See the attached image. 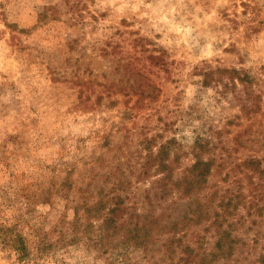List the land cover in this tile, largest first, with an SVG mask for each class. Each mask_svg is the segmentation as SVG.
Wrapping results in <instances>:
<instances>
[{"label": "rangeland", "instance_id": "rangeland-1", "mask_svg": "<svg viewBox=\"0 0 264 264\" xmlns=\"http://www.w3.org/2000/svg\"><path fill=\"white\" fill-rule=\"evenodd\" d=\"M61 2L0 0V224L29 248L0 242V264H193L188 246L264 264V0H85L39 20ZM196 153L211 172L185 195ZM117 197L108 236L89 208Z\"/></svg>", "mask_w": 264, "mask_h": 264}, {"label": "trees", "instance_id": "trees-1", "mask_svg": "<svg viewBox=\"0 0 264 264\" xmlns=\"http://www.w3.org/2000/svg\"><path fill=\"white\" fill-rule=\"evenodd\" d=\"M85 6H87L85 0H62V2L59 4L45 5L43 7V10L39 13V20L42 21L44 18L49 16L50 12H54L57 10L60 11L62 8H66L67 11L74 14L75 19H78L83 11L82 8ZM222 71L226 73H232L233 75L235 74L234 76H236V78H238L241 82H253V79L249 74L245 73L244 75H242L241 71L237 68H224L222 69ZM234 76H232L233 80ZM250 98L253 100V104L257 106L259 96L254 97L251 95ZM168 156V153L163 149H160L155 154V156H153L154 162L158 163V169L164 171L169 166L167 161ZM195 156L196 160L190 168L189 174L180 179L178 183V186H182L181 192L185 195H191L195 191H199L202 188V185L207 181V178L211 172L212 161L210 159H205L199 153H196ZM252 161L255 162L257 160L253 159L251 160V162ZM254 162L252 164L256 165ZM258 162L260 161L258 160ZM166 172L167 173L165 175V178L170 176L169 171ZM199 202L200 201L198 200V204L195 205V209L192 210L195 215L193 219L195 223H200L204 219L205 212H207V208L204 207V204ZM107 208V203L99 200L95 205H93V207L89 208V211H94L93 216L103 218V229L107 230L108 236L116 235L120 233V230H122L123 227L122 225H124V223H121L119 221V218L122 216L123 211L128 208V206L123 203V199L121 197H117L115 205L108 209ZM144 224L146 225L145 221ZM156 225H159V221H157ZM146 226L148 232H151L154 228L149 225ZM10 231H12L10 227L2 226V224H0V242L11 244L19 252L20 259H23V257L27 255L29 251L25 238L21 234L10 235ZM123 236L125 235L123 234ZM133 238H136L138 240V238L140 237L139 235H135ZM218 245L222 247V243L220 241L217 242V246ZM187 254L192 259H194L193 264H210L212 262L213 256H217V253H197L196 249L191 246L187 247Z\"/></svg>", "mask_w": 264, "mask_h": 264}]
</instances>
